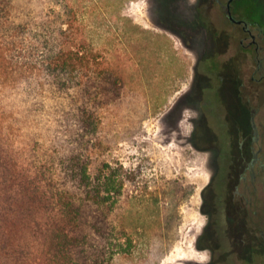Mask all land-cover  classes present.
<instances>
[{
    "label": "rangeland",
    "instance_id": "374dc122",
    "mask_svg": "<svg viewBox=\"0 0 264 264\" xmlns=\"http://www.w3.org/2000/svg\"><path fill=\"white\" fill-rule=\"evenodd\" d=\"M68 1L94 48L108 50L128 69L123 99L104 111L101 142L86 154L88 162L123 166L135 176L118 212L151 226L135 242L133 257L118 264H142L155 244L164 253L158 264H264V225L252 262L254 238L244 214L216 212V203L230 198L224 179L233 176L240 192H248L252 210L264 217V102L255 130L240 95L241 84L252 89V64L241 62L234 34L221 30V11L210 0H176L169 16L160 0ZM202 8L209 10L205 20ZM245 109L244 126L239 121ZM239 124L260 138L256 149L263 151L256 161V151L241 146ZM170 182H178V219H167L162 225L169 228L159 230V209L171 202L161 192Z\"/></svg>",
    "mask_w": 264,
    "mask_h": 264
},
{
    "label": "trees",
    "instance_id": "16d2710c",
    "mask_svg": "<svg viewBox=\"0 0 264 264\" xmlns=\"http://www.w3.org/2000/svg\"><path fill=\"white\" fill-rule=\"evenodd\" d=\"M160 4L175 13L176 0ZM80 22L68 0H0V264H118L151 227L118 212L135 176L86 159L128 69L95 49ZM177 191L170 182L161 192L171 202L159 230L178 219ZM160 250L140 263L158 264Z\"/></svg>",
    "mask_w": 264,
    "mask_h": 264
},
{
    "label": "flooded vegetation",
    "instance_id": "af4514ba",
    "mask_svg": "<svg viewBox=\"0 0 264 264\" xmlns=\"http://www.w3.org/2000/svg\"><path fill=\"white\" fill-rule=\"evenodd\" d=\"M210 2L212 6H216L221 11L223 20L226 23L225 26L221 27V30L225 29L227 33L234 34L232 39L240 51V57L242 58L241 62L246 63L249 61V63L252 64L249 69L252 89L248 90L246 84H241L240 95L243 102L248 104L246 109L250 110L249 113L251 115L249 117L256 130L254 121L258 113L261 111V106L264 102V0H210ZM199 14L204 20L210 17L208 8L207 10L205 8L200 9ZM249 86L251 87V85ZM246 109L245 119H240L239 121L241 125H244L248 120ZM240 124L241 146L245 148L246 152L249 150L256 151L254 153V160L256 161L258 160L259 154L263 151L261 147L256 149V145L260 142V138L258 136L252 138L250 131H247L246 127H243ZM255 134L257 135L256 132ZM261 135L264 136V130ZM231 162V158H229L228 168L230 169L232 168ZM254 177L257 179L256 175H254ZM239 178L247 183L248 179L243 174H241ZM224 183L228 184L230 198H228L227 202H225L227 199L222 202L219 201V203L217 202L216 212L219 214L227 213L229 216L237 215V213L244 214L247 227H249V231L254 238V249L252 253H249L253 262L259 244L258 236L261 234L262 226L264 225V217L261 216V212L257 209L252 210L251 202L246 196L248 192H240L238 182L234 181L233 176L229 181L224 179ZM246 189H248V186ZM256 192L257 189L255 188L253 194L256 195ZM248 204H250V206L246 209L245 206ZM233 211H236V213L233 214ZM221 218L218 219V222L222 221ZM231 219L232 218L229 217L228 221ZM212 221L214 222L215 220ZM216 226L217 229H222L220 223Z\"/></svg>",
    "mask_w": 264,
    "mask_h": 264
}]
</instances>
